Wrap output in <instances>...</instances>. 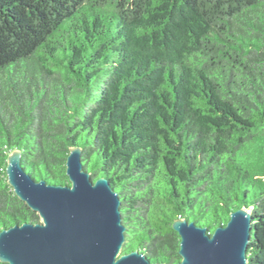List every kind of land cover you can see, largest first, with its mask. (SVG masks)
Instances as JSON below:
<instances>
[{
  "label": "trees",
  "instance_id": "1",
  "mask_svg": "<svg viewBox=\"0 0 264 264\" xmlns=\"http://www.w3.org/2000/svg\"><path fill=\"white\" fill-rule=\"evenodd\" d=\"M73 145L119 191L122 251L177 264L175 219L244 205L264 264V0H0V230L40 220L9 154L68 183Z\"/></svg>",
  "mask_w": 264,
  "mask_h": 264
},
{
  "label": "water",
  "instance_id": "2",
  "mask_svg": "<svg viewBox=\"0 0 264 264\" xmlns=\"http://www.w3.org/2000/svg\"><path fill=\"white\" fill-rule=\"evenodd\" d=\"M83 148L70 146L68 183H50L30 175L22 150L8 156V182L41 217L0 230V261L8 264H166L146 253L122 251L126 240L119 191L105 175L92 177L83 167ZM253 213L246 206L230 212L226 224L211 233L186 217L173 221L179 233L177 264H248Z\"/></svg>",
  "mask_w": 264,
  "mask_h": 264
},
{
  "label": "rangeland",
  "instance_id": "3",
  "mask_svg": "<svg viewBox=\"0 0 264 264\" xmlns=\"http://www.w3.org/2000/svg\"><path fill=\"white\" fill-rule=\"evenodd\" d=\"M40 219H41V217L40 216H38Z\"/></svg>",
  "mask_w": 264,
  "mask_h": 264
}]
</instances>
